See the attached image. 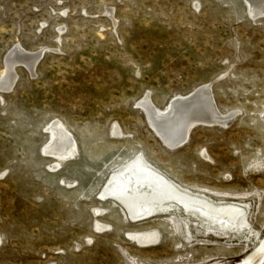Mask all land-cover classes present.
Instances as JSON below:
<instances>
[{"label":"rangeland","instance_id":"374dc122","mask_svg":"<svg viewBox=\"0 0 264 264\" xmlns=\"http://www.w3.org/2000/svg\"><path fill=\"white\" fill-rule=\"evenodd\" d=\"M255 9L246 0H0V75L15 46L38 54L0 90V264L245 260L264 238V14ZM204 84L233 119L197 124L167 149L138 103L148 95L163 108ZM55 119L77 146L56 168L42 152ZM140 153L185 187L247 203L254 232L203 235L177 214L131 222L97 193ZM136 231L159 239L138 245L126 235Z\"/></svg>","mask_w":264,"mask_h":264},{"label":"bare ground","instance_id":"6f19581e","mask_svg":"<svg viewBox=\"0 0 264 264\" xmlns=\"http://www.w3.org/2000/svg\"><path fill=\"white\" fill-rule=\"evenodd\" d=\"M246 2L248 11L251 6H256V14H264V0ZM37 60L38 54L26 52L18 46L12 48L5 58L4 69L0 75V90L9 91L13 85V68L16 63L25 62L28 69H33ZM209 87L204 84L186 95H175L163 108L157 107L148 95L142 97L138 105L167 149L181 147L197 124H218L225 127L233 119V112H220L216 108ZM47 129L49 142L42 152L53 157L56 168L59 161L74 157L77 151L76 141L57 119L52 120ZM112 134L120 135L116 125L112 127ZM202 156L207 157L206 154ZM102 187V191L100 189L97 193L99 199L117 203L131 222L177 214L196 230L202 231L203 235L250 236L254 232L248 220L247 203L217 200L203 192L185 187L149 162L141 153L110 172ZM103 228L105 226L96 224L97 230ZM126 235L141 246H151L159 239L158 233L153 231L128 232ZM263 260L264 238L239 264H262Z\"/></svg>","mask_w":264,"mask_h":264}]
</instances>
